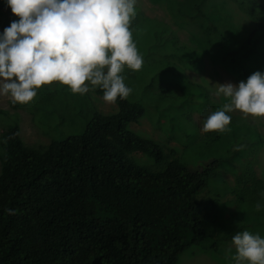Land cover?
<instances>
[{
	"label": "trees",
	"instance_id": "1",
	"mask_svg": "<svg viewBox=\"0 0 264 264\" xmlns=\"http://www.w3.org/2000/svg\"><path fill=\"white\" fill-rule=\"evenodd\" d=\"M205 1L196 0L189 7L196 12L192 19L203 16L208 25L203 39L221 47L225 35L217 42L212 37L218 36V29L202 15ZM234 2L255 30L240 49L220 51L245 74L243 63L251 57L264 66L259 48L264 39V2ZM169 56L183 60L173 50ZM95 92L103 95L99 89ZM46 101L58 109L51 99ZM115 104L116 113H96L79 134L38 148L25 145L19 124L9 117L0 153V264H178L193 247L230 257L221 247L230 235L244 230L259 233L264 227V192L251 194L246 201L245 188L233 189L239 203L228 219L236 220L234 209L245 201L262 208L251 211L256 217L243 223H223V228L229 225L226 234L202 202L220 168H240L239 158L247 147L262 143L259 136L238 138L234 128L237 131L223 151L213 155L209 144L197 148L201 160L192 167L174 150L131 130L146 115L143 103L126 99ZM209 135L222 145L221 133ZM6 208L15 214H7Z\"/></svg>",
	"mask_w": 264,
	"mask_h": 264
},
{
	"label": "rangeland",
	"instance_id": "2",
	"mask_svg": "<svg viewBox=\"0 0 264 264\" xmlns=\"http://www.w3.org/2000/svg\"><path fill=\"white\" fill-rule=\"evenodd\" d=\"M195 2L137 0L133 38L144 64L137 72L125 68L124 75L126 85L132 88L127 99L143 103L147 112L138 124L131 126V130L157 142L167 151L174 150L177 157L192 167L201 160L197 148L209 144L213 155L223 151L232 141V132L237 131L234 128L238 129V138L248 139L253 133L262 139L261 144L248 146L242 153L238 163L240 168H220L213 185L202 198L205 209L214 214L217 228L226 234L229 225L223 228V223H243L251 216L256 217L251 212L256 207H250L252 205L246 201L249 195L261 196L264 192V118L245 116L239 110L228 113L231 116L230 130L221 133L222 145L213 142L209 133L201 129L207 116L220 110L227 102L226 98L215 95L216 84H238L256 71L264 72V66L259 58L251 57L244 61L245 74H241L231 66L225 52L220 51L228 50V47L234 51L240 49L255 30L252 21L234 0H206L202 6V15L210 17L213 29H218V36H212L218 39L215 41H219L222 33L225 35L226 42L221 47L210 46L203 39L208 25L203 16L199 20L192 19L196 12L189 7H194ZM16 19L19 18L11 12L5 0H0V32ZM259 48L264 53V39ZM171 50L183 60L169 56ZM69 91L67 86L59 83L42 86L27 105L13 104L10 97H0V153L9 117L19 124L25 145L38 148L47 146L54 139L79 134L96 113L111 115L117 112V105L104 101L103 95L89 92L85 96L73 93L70 97ZM48 98L58 109L49 106ZM148 162V159L144 160V164ZM242 173L245 177H240ZM259 186L262 193L257 191ZM234 188L241 192L245 188L247 199L244 205L241 203V207L234 209L237 211L236 220H230L233 207L239 203L238 194L233 193ZM259 228L258 234L264 237V227ZM232 236L221 246L230 257L193 247L180 257L178 264H231L230 258L235 253Z\"/></svg>",
	"mask_w": 264,
	"mask_h": 264
},
{
	"label": "clouds",
	"instance_id": "3",
	"mask_svg": "<svg viewBox=\"0 0 264 264\" xmlns=\"http://www.w3.org/2000/svg\"><path fill=\"white\" fill-rule=\"evenodd\" d=\"M19 19L0 32V97L13 104L31 103L42 86L59 83L72 93L97 89L103 100H126L132 88L125 68L137 72L144 58L133 38L137 0H5ZM215 95L226 98L220 110L204 120L201 131H229L231 116L264 118V72L238 84H216ZM261 205H256L260 211ZM7 214L15 210L6 208ZM231 243V264H264V237L238 231ZM231 251V250H230Z\"/></svg>",
	"mask_w": 264,
	"mask_h": 264
}]
</instances>
